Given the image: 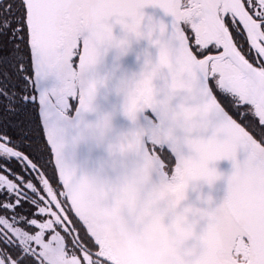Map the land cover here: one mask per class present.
Wrapping results in <instances>:
<instances>
[{
    "label": "snow or ice",
    "instance_id": "obj_1",
    "mask_svg": "<svg viewBox=\"0 0 264 264\" xmlns=\"http://www.w3.org/2000/svg\"><path fill=\"white\" fill-rule=\"evenodd\" d=\"M0 264H264V0H0Z\"/></svg>",
    "mask_w": 264,
    "mask_h": 264
},
{
    "label": "water",
    "instance_id": "obj_2",
    "mask_svg": "<svg viewBox=\"0 0 264 264\" xmlns=\"http://www.w3.org/2000/svg\"><path fill=\"white\" fill-rule=\"evenodd\" d=\"M132 62V57H128L126 63H131ZM221 167L224 168V169H227L229 167V164L228 162H221ZM216 194L217 195H222V185H218L217 187V191H216Z\"/></svg>",
    "mask_w": 264,
    "mask_h": 264
}]
</instances>
